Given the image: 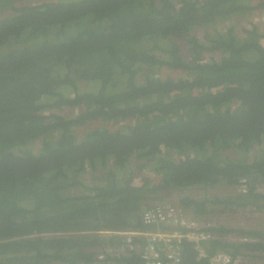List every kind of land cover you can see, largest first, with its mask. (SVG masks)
I'll return each mask as SVG.
<instances>
[{
    "label": "trees",
    "instance_id": "obj_1",
    "mask_svg": "<svg viewBox=\"0 0 264 264\" xmlns=\"http://www.w3.org/2000/svg\"><path fill=\"white\" fill-rule=\"evenodd\" d=\"M32 1L0 0V264H140L148 238L101 232L160 204L212 224L182 264H264V229L217 220L264 219V31L217 28L264 3Z\"/></svg>",
    "mask_w": 264,
    "mask_h": 264
},
{
    "label": "built area",
    "instance_id": "obj_2",
    "mask_svg": "<svg viewBox=\"0 0 264 264\" xmlns=\"http://www.w3.org/2000/svg\"><path fill=\"white\" fill-rule=\"evenodd\" d=\"M142 177L149 178L153 182L159 180L156 173L149 170L142 171L135 179V183L141 184ZM249 180L243 178L239 180L235 188H228L234 190L236 194H243L246 190ZM264 192V190H263ZM142 222L146 225L159 226L155 232H101L105 236L121 235L126 238V248L134 249L133 241L137 237H146L151 244L145 248L141 256L140 264H182L183 249L182 243L188 242L194 245V248L199 253V257H207L204 244L215 239V237L205 231L206 228L212 226L210 223H204L190 217L184 213L180 207L173 204H160L155 207L147 209L142 215ZM166 225L169 230L160 229L161 226ZM72 235V234H67ZM103 256L99 257L102 260ZM212 264H229L231 258L218 254L211 258Z\"/></svg>",
    "mask_w": 264,
    "mask_h": 264
},
{
    "label": "rangeland",
    "instance_id": "obj_3",
    "mask_svg": "<svg viewBox=\"0 0 264 264\" xmlns=\"http://www.w3.org/2000/svg\"><path fill=\"white\" fill-rule=\"evenodd\" d=\"M24 1L27 5H30V6L35 4V1H32V0H24ZM52 1L56 2L57 0H52ZM247 3L250 6H256L258 4H263L264 0H253V1L247 0ZM251 23H252V25L256 24L257 26H259L261 28V30L264 31V10L257 11L256 13L250 15L249 17L248 16H245V17L244 16L243 17L238 16V17L234 18V20H231L225 24L217 25V28L219 30H224L226 27H233L236 34L242 36L244 30L250 28ZM202 35L203 34H201L200 36H202ZM186 53H187V51L184 50L183 54L185 55L186 58H188L189 53H187V54ZM149 71H150V73H152L156 70L149 69ZM160 76L164 80L167 79L168 77H172L175 79L181 78V77L191 78V75L187 72H183V71L178 72V71H171V70H163L161 72ZM76 113H77V111H75V110L64 109L59 114L67 116V117H71V116L76 115ZM115 128L117 129L118 127H116V126L112 127L113 130ZM227 190H228V193L231 192L233 194H236L234 190H230V189H227ZM194 194H197V193H194ZM247 215H248V217H252V214H247ZM219 217H223V218L217 219ZM219 217H215V218L221 222H226V223H228V225H231L233 227H238V226L251 227L252 226L254 228L258 227V230L264 229V219H262L260 217H259L260 219H258L257 217L253 216V218L248 219L246 216L243 215V213L242 214H234V215L227 214V215H223V216H219Z\"/></svg>",
    "mask_w": 264,
    "mask_h": 264
},
{
    "label": "bare ground",
    "instance_id": "obj_4",
    "mask_svg": "<svg viewBox=\"0 0 264 264\" xmlns=\"http://www.w3.org/2000/svg\"><path fill=\"white\" fill-rule=\"evenodd\" d=\"M164 226H166V225H164ZM225 256V255H224Z\"/></svg>",
    "mask_w": 264,
    "mask_h": 264
},
{
    "label": "water",
    "instance_id": "obj_5",
    "mask_svg": "<svg viewBox=\"0 0 264 264\" xmlns=\"http://www.w3.org/2000/svg\"><path fill=\"white\" fill-rule=\"evenodd\" d=\"M140 220H141V218H140Z\"/></svg>",
    "mask_w": 264,
    "mask_h": 264
}]
</instances>
